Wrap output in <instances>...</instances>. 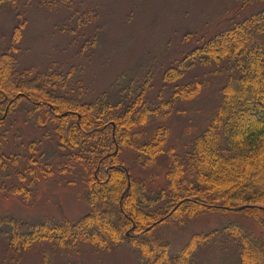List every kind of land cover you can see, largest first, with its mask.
<instances>
[{
  "label": "rangeland",
  "instance_id": "obj_1",
  "mask_svg": "<svg viewBox=\"0 0 264 264\" xmlns=\"http://www.w3.org/2000/svg\"><path fill=\"white\" fill-rule=\"evenodd\" d=\"M263 10L264 0H0V70L16 77L13 86L29 88H39L47 73L62 74L67 101L92 105L111 98L105 116L123 113L144 92L145 106L156 111L135 131L146 141L168 128L164 152L145 166L138 150L122 147L118 159L155 196L167 187L175 162L183 165L192 142L214 123L238 74L227 62L193 65L189 57ZM173 68L181 77L166 81ZM195 83L202 85L197 96L175 98ZM34 100L23 99L0 118V219L58 227L63 234L23 246L0 230V264H264V221L236 210L172 217L144 237L167 246L153 255L133 242L113 238L101 246L85 238L75 227L92 215L93 168L66 142L71 124L63 134Z\"/></svg>",
  "mask_w": 264,
  "mask_h": 264
},
{
  "label": "trees",
  "instance_id": "obj_2",
  "mask_svg": "<svg viewBox=\"0 0 264 264\" xmlns=\"http://www.w3.org/2000/svg\"><path fill=\"white\" fill-rule=\"evenodd\" d=\"M189 58L193 65L202 66L227 62L231 72L238 74L224 91L223 106L214 123L192 142L183 165L175 162L167 187L155 196L118 159L122 147L138 150L145 166L152 165L164 152L168 128L160 127L146 141H141L143 133L135 131L156 111L145 106L144 92L123 113L109 112L105 116L112 110L111 98L104 95L92 105L76 99L67 101L62 96L67 90L62 74L47 73L38 79L42 83L39 88H29L13 86L16 77L5 68L0 70L1 119L23 99H35L43 105L49 120L60 123L63 134L71 124L66 142L93 168L88 198L92 215L75 227H82L85 238L99 240L101 246L113 238L116 244L133 242L144 255L148 251L153 255L156 249L166 251L167 246L147 244L144 237L178 214L190 217L211 210H236L264 221V10L235 23ZM183 64H179V70ZM179 70H169L165 80L175 82L182 75ZM201 86H185L176 91L175 98L182 102L194 98ZM171 104L162 103L160 108L166 110ZM58 229L0 219V230L14 245L28 246L50 235L60 236L63 233ZM129 231H136L138 237L129 236ZM247 250L252 258L253 249Z\"/></svg>",
  "mask_w": 264,
  "mask_h": 264
}]
</instances>
